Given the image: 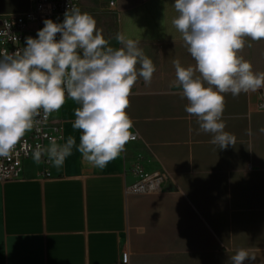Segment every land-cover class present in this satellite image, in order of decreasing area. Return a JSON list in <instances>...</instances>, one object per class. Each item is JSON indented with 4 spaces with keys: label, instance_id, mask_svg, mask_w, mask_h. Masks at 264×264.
<instances>
[{
    "label": "crops",
    "instance_id": "obj_1",
    "mask_svg": "<svg viewBox=\"0 0 264 264\" xmlns=\"http://www.w3.org/2000/svg\"><path fill=\"white\" fill-rule=\"evenodd\" d=\"M83 2L95 12L105 3L117 34L139 41L156 65L151 83L138 79L126 110L138 140L103 170L86 165L72 126L79 105L66 99L52 115L62 144L76 139L63 167L28 159L18 180L0 183V264H120L126 254L129 264H231L238 249L257 255L244 264H264V88L225 96V131L236 142L219 149L171 86L174 60L195 64L171 23L175 0H117L114 9L81 0L85 12ZM30 7L0 0V22ZM246 43L241 54L264 72V40ZM109 45L121 47L116 38ZM138 158L146 172L165 175L159 192H127Z\"/></svg>",
    "mask_w": 264,
    "mask_h": 264
},
{
    "label": "clouds",
    "instance_id": "obj_2",
    "mask_svg": "<svg viewBox=\"0 0 264 264\" xmlns=\"http://www.w3.org/2000/svg\"><path fill=\"white\" fill-rule=\"evenodd\" d=\"M173 7L178 15L171 23L195 64L185 67L174 60L171 86L181 90L188 102L185 112L196 118L199 130L226 149L236 138L225 131V96L264 88V72L254 71L241 54L252 47L247 40H264V0H175ZM43 24L36 38L26 37L22 49H0V157L39 130L38 117L47 120L70 98L79 105L72 126L81 131L77 151L82 162L103 170L125 152L133 128L126 111L130 96L138 79L151 83L156 65L139 41L121 33L116 36L121 47H111L95 18L71 0L62 22L45 19ZM74 147L73 136L63 144L52 138L47 146L36 145L32 157L37 163L46 157L60 169ZM256 256L238 249L230 260L244 264Z\"/></svg>",
    "mask_w": 264,
    "mask_h": 264
},
{
    "label": "built area",
    "instance_id": "obj_3",
    "mask_svg": "<svg viewBox=\"0 0 264 264\" xmlns=\"http://www.w3.org/2000/svg\"><path fill=\"white\" fill-rule=\"evenodd\" d=\"M108 6L114 9L117 0H106ZM72 4L80 8L82 12L81 0H71ZM70 0H31V7L23 13H14L6 15L0 22V49H8L10 53L26 46V37L36 38L37 31L44 27L45 19H52L60 23L64 19V13L69 7ZM264 110V93H262V102L260 104ZM53 113L44 120L42 117L38 129L34 128L27 133L15 145L14 149L7 157H0V183H6L18 180L21 177L24 161L33 159L32 152L36 145L47 146L50 139L55 138L58 143L61 141L62 124L54 121ZM138 140V134L132 131V137L129 141ZM45 165H50L47 158L40 161ZM46 176H50L48 171H44ZM133 173L137 176L135 183L127 189L128 193L149 194L159 192L165 175L156 171L148 173L142 166L141 159L138 158L133 168ZM130 257L128 254L122 257L120 264H129Z\"/></svg>",
    "mask_w": 264,
    "mask_h": 264
},
{
    "label": "rangeland",
    "instance_id": "obj_4",
    "mask_svg": "<svg viewBox=\"0 0 264 264\" xmlns=\"http://www.w3.org/2000/svg\"><path fill=\"white\" fill-rule=\"evenodd\" d=\"M85 12L91 14L96 22L97 28L102 32V34L106 37L107 40H115L118 32L117 28V20L113 11L108 10L107 6L103 2H98L97 11L88 8L90 4L87 2H83ZM112 47V46H111ZM185 264V263H184Z\"/></svg>",
    "mask_w": 264,
    "mask_h": 264
}]
</instances>
